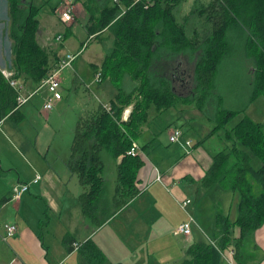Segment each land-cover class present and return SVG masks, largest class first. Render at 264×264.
<instances>
[{
	"label": "trees",
	"instance_id": "1",
	"mask_svg": "<svg viewBox=\"0 0 264 264\" xmlns=\"http://www.w3.org/2000/svg\"><path fill=\"white\" fill-rule=\"evenodd\" d=\"M6 1L10 19L8 35L13 45V79L39 88L58 67L56 54L38 40L40 9L31 0ZM104 1L102 9L89 11L87 29L95 38L110 33L108 40L111 39L112 44L107 48L103 41L105 57L101 66H94V69L101 72L102 82L112 83L117 95L108 107L101 106L91 115L78 118L67 164L83 189L79 196L83 213L92 220L93 200L99 198L104 187L103 150H109L112 157L119 160L114 194V206L118 211L139 195L137 175L143 161L140 156L132 157L127 153L140 128L149 121L150 110L154 108L157 113H164L180 101L197 103L200 110L207 106L212 97L209 89L214 86L222 61L231 52L228 31L237 19L248 25L264 49V0H213L201 13L209 26L203 37L198 36V31L189 35L176 21L174 10L180 0H152L150 4L144 0L139 3L135 0ZM163 53L194 58L195 97L180 99L169 79L153 77V62L161 59ZM260 59V66L251 80V103L264 95V54ZM126 80L135 84L130 91L125 89ZM19 95V90L0 70V124L7 119L20 121L22 118ZM130 106L133 107L128 121H123V114ZM239 113L218 108L217 124L210 135L225 128ZM233 132L242 147L234 144L233 149L226 152V147L215 155L200 185L205 193L217 185L225 191L238 193V215L231 220L220 205L216 206L215 239L190 246L181 264H222L223 255L230 248L235 252L236 264H247L246 247L264 225V123L244 115ZM252 156L260 160L258 168L252 165ZM5 202L6 198L0 205ZM236 229L239 230L237 236ZM66 243L72 245L70 241ZM85 249H89L85 253L89 264L105 260L93 241L86 242L82 251Z\"/></svg>",
	"mask_w": 264,
	"mask_h": 264
},
{
	"label": "crops",
	"instance_id": "2",
	"mask_svg": "<svg viewBox=\"0 0 264 264\" xmlns=\"http://www.w3.org/2000/svg\"><path fill=\"white\" fill-rule=\"evenodd\" d=\"M93 2L95 6L94 11H96L99 8H103L102 6L105 1L93 0ZM89 4L90 0L85 1L83 6H78L76 4L75 8L78 10V15H80L82 7L83 9L85 7V9L89 11ZM74 17L75 15H73V18ZM71 23L73 24L74 22L72 21L65 24L69 25ZM47 39L50 41L52 38L47 36L43 28L39 32L38 40L40 44L53 52V54H56L58 62L56 65H59L61 60L64 59V57L60 55V51L64 47L62 43L63 40L58 38L61 42L58 48H55L52 46V43L46 42ZM98 43L104 50L103 41H99ZM111 44L112 42L109 44L106 43L107 48H109ZM81 51L82 50L76 54L72 52L71 54L78 56ZM175 57L176 56L163 53L160 60L167 61L168 58H174V60L177 61V66L183 64L182 55ZM185 57L188 61H195L194 58L192 59L190 56ZM103 60L104 57L100 62L89 63L92 68V76L90 74L91 72L83 67V60L76 64L79 69L78 72L70 69L73 75H75L80 82L85 84L89 92H93V86L99 92L98 94L93 92V96L96 100L89 97L87 103L84 104L85 115L83 116L91 115L101 106L108 107L117 95V92L113 90L115 87L113 88L112 83H106L107 80L100 82L97 86L94 77L98 71L94 69V66L100 67ZM73 63L75 66L76 60ZM6 67L7 63L3 59H0V68ZM165 77L166 76H162L160 79H169L175 94L180 99L184 100L190 98L192 95V97L197 95L194 93L197 86L195 78L193 81H190V84L186 85V78L180 79L178 82L175 81L173 77L172 79H170V77ZM175 84L180 86L181 90L184 87H189L190 92L188 94L180 92L179 94ZM134 85L135 84L129 88V91ZM184 92H186V90ZM219 97L222 98L221 95L217 96V98ZM62 101L63 98L57 102L62 103ZM180 102V105L185 104L183 103L184 101ZM220 105L223 106V101H219L218 99V102H216L210 99L205 109L216 111L217 116ZM88 106H92L90 107L91 110L86 108ZM132 107L133 106L127 108L130 109V113ZM189 109L190 108H187V111L185 109L181 111L188 112ZM191 109L196 110V106L191 107ZM202 111L204 112V108ZM202 111L201 113H203ZM200 115L202 114L199 112L191 111L190 114H187V117L195 119L199 118ZM213 116L214 114H211L209 117L206 113L207 118H205L207 122H204V124L192 120L189 125H184L185 127L168 126V143L172 144L171 147L173 148L171 149L174 150V153L170 150L168 155L169 148H167V154H162L160 156L153 142V135L157 136V130L152 128V121L159 117V114L154 108L151 109L149 121L140 128L136 136V141L139 143L142 151L140 158L143 161V165L137 175V189L139 195L126 206L116 211L114 206V194L117 184L119 160L115 162L116 179L114 180L115 188L112 187L113 189L108 186V179L105 176L106 165H104L102 175L104 178V187L99 198L93 200L95 204L93 220L83 213V207L79 200V196L83 192V189L77 175L73 174L67 165L70 156L66 162H64L68 170H66L65 166L61 169L59 168L61 166H50L48 170L44 172L45 175L39 182H34V179L36 175H40L38 171L40 168L31 167L32 179L28 183L30 188L29 191L23 195L22 200L19 203L11 200L13 187L20 183H24L21 179L12 181L9 185L8 193L0 199L1 203V201L6 198V202L0 205V224L14 223L18 226L16 235L7 242L0 238V264H89L85 254L89 249L82 251L84 244L88 241H93L104 254L105 260L97 264H181L186 258L187 249L199 242L198 235L196 234L197 229H199V231L203 230L199 228L200 224L195 220V225L192 228V235L190 237L177 234V230L181 224L188 221V210L196 209L198 204L204 199L206 193L200 183L207 170L213 164L214 156L225 148L223 144H217L215 147H213V144L209 145L215 135L211 136L210 134L217 124L215 120L216 116L215 118ZM122 119L123 121H128V119L124 117H122ZM3 122L0 124V127ZM188 126L190 131L187 130ZM173 129L182 130L184 142L186 140H191L193 142L190 152L187 151L188 147L184 146V144L170 142L169 135ZM104 151L110 152L109 150H103L101 156L104 155ZM16 154L19 157V161H17L19 167L22 162L25 163L32 159H28V154L23 151V149H17ZM179 154H182V156L177 159ZM150 155L154 161L149 157ZM158 176H162V180L159 181L157 179ZM187 199H191L193 203L188 206L187 209H184L181 207V202ZM37 204L41 206L37 207ZM13 205L17 209L15 212H12L11 209ZM23 210L24 215L22 213ZM214 217L215 216H212L210 220L215 227ZM115 223H117V225H115ZM112 226L113 228H111ZM238 233L239 230L236 229V236ZM119 236H121V238L124 237V247L121 249L120 255H118L120 257L117 258L116 256L114 260H111L110 255L115 254L114 250L118 249V244L116 245L113 243V240L114 237ZM67 241L71 243H81L79 250H73L72 245H68L66 243ZM169 242L171 245L170 248L166 247ZM256 243L258 246H256V248L263 252L261 257L262 261L259 264H264V225L255 233V244ZM230 250H232V248L228 249L226 253ZM168 252L173 255V258L170 257L171 255H169Z\"/></svg>",
	"mask_w": 264,
	"mask_h": 264
},
{
	"label": "rangeland",
	"instance_id": "3",
	"mask_svg": "<svg viewBox=\"0 0 264 264\" xmlns=\"http://www.w3.org/2000/svg\"><path fill=\"white\" fill-rule=\"evenodd\" d=\"M31 1L40 9L38 19L41 29L44 28L47 36L52 38L50 41L47 39L46 42H50L53 44L52 46L58 48L61 42L58 38L61 37L64 47L61 49L60 55L63 57L68 56L72 52L76 54L82 50L83 52L81 51L78 56H76V63L75 66L73 63L72 69L78 72L79 69L76 64L83 60V67L91 72L90 74L92 76V68L89 63L100 62V60L105 57L104 50L98 42L102 40L109 44L111 41V39L108 40L110 36L109 32H105L100 38H95V35L92 36L88 32L89 11L95 8L93 0H90L89 11H87L85 7L84 9L82 7L80 15H78V10L75 8V5L83 6L84 2L87 0ZM212 1L213 0H180L178 6L174 10L176 21L184 27L189 35L193 36L194 32L198 31V36L203 37L208 33L209 26L206 16H202L201 13H203V10ZM67 8H71L73 10V15H75L73 20L74 23L69 24L70 26L63 23L61 20L62 13L66 11ZM9 23L8 2L6 0H0V59H3L7 63V67L10 71L15 73L13 66H11L13 60V45L8 35ZM228 42L231 47V52L222 61L214 86H211L209 89L212 92V100L218 102L217 96H222L223 106L219 108L241 112L235 115V117L227 123L225 128L219 130L214 135V139L209 143V145L213 144V147L217 144H223L225 148L227 147L226 149L224 148L226 152L233 149L234 144H238L240 146L239 148L242 147L239 142L237 143L233 128L244 115H248L255 122L264 123V95L260 96L253 103L250 102L252 95L251 80L253 79L255 71L258 69L261 55L264 54V49L259 43L255 33L240 19H237L229 28ZM182 57L184 62L179 66L176 65L177 61H175L174 58H168L167 61L156 59L152 65L153 77L157 80L162 76L170 77V79L173 77V79L178 82L180 79L186 78V85L190 84V81H193L195 78V61H188L185 56ZM71 71L70 69H66L59 74L62 82L60 92L63 96V101L62 103L56 102L52 112L43 109L45 100L48 97V92L43 89L21 107L22 118L20 121L7 119L1 125L0 199L8 193V188L12 181H17L18 179H21L24 183H29L31 181V167H39L40 170L38 169V171L43 178L45 175L44 172L48 170L50 166H61L59 167L60 169L65 166L64 162H66L70 156V147L75 124L80 116L85 115L84 104L87 103L89 97L96 100L93 96V92L96 94L99 93L94 86L92 87L93 92H89L85 84L80 82ZM19 83L22 84L25 89L21 94L23 97L34 93L38 88L36 85L28 87L27 83H23L21 79ZM106 83L109 84L111 82L107 80ZM99 84L100 83H97V86ZM133 84L134 83L131 81L126 80V91H129V88L132 87ZM175 87L179 94L180 92L184 94L190 92L189 87H184L182 90L177 84H175ZM113 90L117 92L115 88ZM185 90L186 92H184ZM180 103L175 107H169L164 113H158L159 117L152 121V128L157 130V136L153 135V142L160 156L162 154H167V148H169L168 155L170 150L174 153V150L171 149L173 148L171 147L172 144L168 143V126L185 127L184 125H189L192 120L204 124V122H207L206 113L209 117L211 114H214V118L216 116V111L214 112L211 109L206 110L204 108V112L201 110L203 112L201 113L199 109L200 105H197V103L183 102L187 105H180ZM193 106H196V110L191 109ZM90 107L92 106L86 108L91 110ZM187 108H190L188 112L181 111L183 109L187 111ZM191 111L199 112L202 115L195 119L187 117V114H190ZM215 120L217 122V117ZM187 130L190 131L189 126ZM17 149H23V151L28 154V159L32 158L31 161L22 162L19 167L17 163V161H19V157L16 154ZM102 156L106 165L105 176L108 179V186L109 188H115V162L117 161L108 151H104V155ZM181 156L182 154H179L177 159ZM149 157L153 160L151 155ZM251 163L255 168L260 166V160L256 156H252ZM65 168L68 170L66 166ZM239 202L240 196L238 193L227 192L219 185L214 187L211 191L206 192L204 199L198 204L197 208L188 210L190 217L199 223V228L203 230L199 231V229H197L196 231L199 241L209 243L215 239V227L210 219L212 216H215L216 206L220 205L223 213L229 216L231 220H235L238 215ZM39 206L41 205L37 204V207ZM11 209L12 212L17 210L14 205L11 206ZM22 213L24 215V210ZM189 214L187 213V220L193 228L195 222L190 220ZM115 225H117V223H115ZM113 226L111 228H113ZM120 238L121 236L114 237L113 243L116 245L118 244V249L114 250L115 254L110 255L111 260H114L116 256L117 258L120 257L118 255H120L121 249L124 247L125 243L124 237ZM256 246L257 243L255 244L254 235L245 250L247 264H259L262 261L261 257L263 252L258 250ZM166 247H171L170 242ZM168 254L173 258L170 252H168ZM222 264L231 263L224 259ZM232 264L236 263L233 262Z\"/></svg>",
	"mask_w": 264,
	"mask_h": 264
},
{
	"label": "built area",
	"instance_id": "4",
	"mask_svg": "<svg viewBox=\"0 0 264 264\" xmlns=\"http://www.w3.org/2000/svg\"><path fill=\"white\" fill-rule=\"evenodd\" d=\"M119 1L120 0H114V2L116 3H119ZM142 1L143 0H135V3H139ZM144 1L147 2L146 4H150L152 0H144ZM61 20L64 23L72 22L74 20L73 10L71 8H67V10L62 13ZM59 39L62 40L61 37H59ZM75 59H76V56L72 54H69L68 56L64 57V59L61 60L60 64L54 70V72L41 83L39 88H37L34 93H31L30 95L26 97H23L21 95L22 91L25 90L22 84H20L19 81L13 79L14 72L10 71L9 68H0V70L3 76L11 82V85L17 90H19L20 92L19 99H18L19 107H22L23 105L28 103L35 94H38L41 90L45 89L48 92L49 96L45 100L43 109L48 112H51L54 109L55 102L60 101L63 98L60 92L62 82H61L59 74L66 69H72L73 62L75 61ZM95 81L97 83L102 82L100 71L97 72L95 76ZM129 115H130V109L125 110L123 117L125 119H128ZM183 137L184 136H183V132L181 129H173V131L169 135V140L172 143L184 144V146L188 147L187 151L190 152V148H192L193 142L191 140H186L184 142ZM141 152L142 151H141V147L139 143L137 141H133L132 146L129 149L127 154L132 157H137V156H140ZM41 179H42L41 175H36L34 182H39ZM157 179L159 181L162 180V176H158ZM29 188L30 187L28 183H20L14 186L12 189L11 200L13 202L19 203L22 200L23 195L27 191H29ZM192 203L193 201L191 199L184 200L183 202H181V207L184 209H187V207L190 206ZM189 218L190 220L194 222V219L190 217V215H189ZM17 231H18V226L14 223L0 224V238L5 242H7L10 238L14 237ZM177 234H182L185 237H190L192 235V225L190 224V222L187 221L181 224L177 230ZM80 246H81V243H76V242L72 243V248L75 251L79 250ZM234 255H235V252L232 249L228 251V253L224 254L223 257L227 262L232 264L234 262Z\"/></svg>",
	"mask_w": 264,
	"mask_h": 264
}]
</instances>
